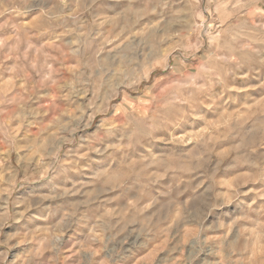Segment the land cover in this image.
Segmentation results:
<instances>
[{
    "label": "rangeland",
    "instance_id": "1",
    "mask_svg": "<svg viewBox=\"0 0 264 264\" xmlns=\"http://www.w3.org/2000/svg\"><path fill=\"white\" fill-rule=\"evenodd\" d=\"M0 264H264V0H0Z\"/></svg>",
    "mask_w": 264,
    "mask_h": 264
}]
</instances>
